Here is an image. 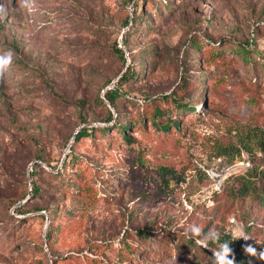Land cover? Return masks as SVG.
<instances>
[{
	"label": "rangeland",
	"instance_id": "obj_1",
	"mask_svg": "<svg viewBox=\"0 0 264 264\" xmlns=\"http://www.w3.org/2000/svg\"><path fill=\"white\" fill-rule=\"evenodd\" d=\"M2 57L0 264H122L108 246L124 236V264H212L217 234L264 251V195L217 193L244 168L218 153L264 130V0H0ZM158 107L178 129L156 130ZM128 123L125 144L115 129Z\"/></svg>",
	"mask_w": 264,
	"mask_h": 264
},
{
	"label": "trees",
	"instance_id": "obj_2",
	"mask_svg": "<svg viewBox=\"0 0 264 264\" xmlns=\"http://www.w3.org/2000/svg\"><path fill=\"white\" fill-rule=\"evenodd\" d=\"M137 7V6H136ZM133 18L130 22H128L127 26L133 27V30L138 29V19L137 15L135 14V11L133 13ZM126 44L127 42L124 41ZM193 43V40H192ZM196 44L195 48H200V46H197ZM118 53L121 55V58L125 64L127 63V60L125 58V55L123 54V51L118 49ZM242 56L246 55V50L242 51ZM253 64V63H252ZM129 70V68H128ZM127 70V71H128ZM129 77H127L129 80H142L144 77L143 75H140V73L131 72ZM124 78V76H123ZM119 90H112L108 91L105 94L106 99L114 105L116 100L120 96ZM175 107H177L181 111H188V110H195V108H191L189 106V103L186 102L185 104L179 102L177 100V97L171 99ZM110 120H113V114L110 113L109 116ZM147 119H150L153 122V125L155 126L156 130L168 133L172 128H179V122L173 121L172 118H170L169 115L166 114L162 108L158 107L153 112L148 114ZM132 127L131 123H128L126 125L117 124V129L115 131L118 132L121 139L124 141L125 144H130L132 140L127 136V131ZM93 133V130L83 129L79 131L76 134L75 142L80 141L83 138L91 137ZM245 138H240L238 140L239 144L232 143L227 146H224L222 150L218 153V157L224 158L226 161L225 166H233L236 163L248 161L250 163V166L247 168H241L237 170H233L230 174V177L218 188L217 193H221L223 191H227L228 193H231L235 195L236 197H247L252 194H263L264 195V130L260 127H248V130L246 132ZM247 137V138H246ZM251 141L253 143H251ZM259 151V153H258ZM67 159L64 162L67 164ZM38 167H41L40 164H38ZM48 176L51 178V180L56 184L60 186H66V184L69 181V178L67 174L61 171H58L57 173L48 172ZM202 177L204 179H207L211 183H215L216 177H212L209 174H206L205 172H202ZM87 186L85 188V191L88 192L89 196L96 197V190L91 186L88 185L87 182L85 183ZM69 187H74L73 185ZM80 193V187L74 188ZM42 192L38 187L34 186L32 188V196L38 197L39 194ZM22 208V207H21ZM252 224H248V227ZM51 231H52V223L48 227V233L46 235V241H51ZM138 238L141 240L142 243L144 241H147L150 239L149 233L147 231L138 232ZM173 236V235H172ZM177 236V235H176ZM127 236L122 237V239L119 241L117 245H113V242H110L109 246L110 248H113L114 251L117 252L120 259L122 260V264H124L127 257H131L128 260H134L132 258V250H131V244L127 241ZM178 239L177 237H174L173 240ZM188 243L190 246L198 247L195 244V241L193 239H189L185 241V243ZM221 244H228L232 257H236V261L241 262V264H264V260L259 259L258 256H252L247 254L243 251V246L240 250L237 249V245L235 244L234 240L231 239L229 236L226 235H220L219 239L215 242H210L211 247L218 249ZM97 248V247H96ZM203 251L206 252L209 256H213L212 253H210L207 249L203 248ZM258 253L261 251H257ZM141 253V252H140ZM102 262V261H101ZM236 263V262H234ZM101 264H104L103 262Z\"/></svg>",
	"mask_w": 264,
	"mask_h": 264
},
{
	"label": "clouds",
	"instance_id": "obj_3",
	"mask_svg": "<svg viewBox=\"0 0 264 264\" xmlns=\"http://www.w3.org/2000/svg\"><path fill=\"white\" fill-rule=\"evenodd\" d=\"M9 65H10V58L8 57L0 58V75H3V73L7 70ZM242 237L247 239V237L244 236L242 233L239 235H234V239H239ZM209 239L215 242L216 240L219 239V235L218 234L216 236L209 235ZM211 250L213 251L212 264H234V261L228 258L231 253L228 244H221L218 249H211ZM244 250L247 254L252 256H258L259 259L264 260V251L258 253L256 249L251 245L246 246Z\"/></svg>",
	"mask_w": 264,
	"mask_h": 264
},
{
	"label": "built area",
	"instance_id": "obj_4",
	"mask_svg": "<svg viewBox=\"0 0 264 264\" xmlns=\"http://www.w3.org/2000/svg\"><path fill=\"white\" fill-rule=\"evenodd\" d=\"M241 163V162H240ZM243 164H244V168H247V167H249L250 166V163L246 160V161H244L243 162ZM211 176V175H210ZM213 177V176H212ZM235 222V220H233V223Z\"/></svg>",
	"mask_w": 264,
	"mask_h": 264
}]
</instances>
